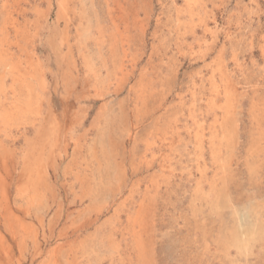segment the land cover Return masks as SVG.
I'll return each instance as SVG.
<instances>
[{"label":"rangeland","instance_id":"obj_1","mask_svg":"<svg viewBox=\"0 0 264 264\" xmlns=\"http://www.w3.org/2000/svg\"><path fill=\"white\" fill-rule=\"evenodd\" d=\"M0 264H264V0H0Z\"/></svg>","mask_w":264,"mask_h":264},{"label":"bare ground","instance_id":"obj_2","mask_svg":"<svg viewBox=\"0 0 264 264\" xmlns=\"http://www.w3.org/2000/svg\"><path fill=\"white\" fill-rule=\"evenodd\" d=\"M237 227V226H236ZM240 227V226H239ZM238 228V227H237ZM236 228V229H237ZM244 228H246V227H244ZM251 228H249V230H250ZM249 230H248V232H249ZM244 231H246V230H244ZM246 234H247V232H246ZM251 233H249L248 235H250ZM246 237V236H245ZM245 237H244V232L243 231H241V230H238L237 229V233H236V242L238 243V246L239 245H242V243L244 242V239H245ZM248 239H246V241H247ZM245 241V242H246ZM237 246V247H238ZM242 248V247H241ZM7 251V250H6ZM4 253V252H3Z\"/></svg>","mask_w":264,"mask_h":264}]
</instances>
